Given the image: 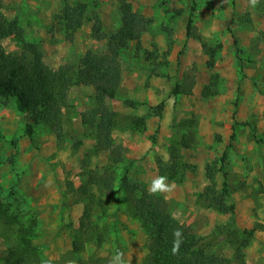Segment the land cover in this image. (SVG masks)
<instances>
[{
	"label": "rangeland",
	"instance_id": "rangeland-1",
	"mask_svg": "<svg viewBox=\"0 0 264 264\" xmlns=\"http://www.w3.org/2000/svg\"><path fill=\"white\" fill-rule=\"evenodd\" d=\"M1 1L4 15L19 19L24 39L31 44L24 49V42L7 33L3 38L7 52L25 51L27 58L39 56L51 70L71 64L76 71L63 109L61 138L43 122L34 124L29 135L32 114L20 111L13 99L0 100V190L21 220L35 221L33 240L44 256L56 264H93L94 259L110 264L120 252L125 264H142L148 237L126 201L121 177L127 173L149 192L151 182L161 177L159 162L169 159L170 143H180L185 136L189 145L182 147L181 156L192 167L180 181L167 179L171 190L160 195L169 211L200 236L214 241L223 235L212 248L228 256L232 250L224 235L233 238L235 232L230 231L236 226L257 227L245 250L246 264H264V0L254 7L250 0H131L135 10L152 20L139 43L132 40L121 49L122 83L106 106L130 116L141 115L149 104L161 101L165 109L162 117L151 116L145 128L114 132V140L125 147L124 160L117 163L106 152H93L95 136L81 121V113L94 102V88L83 80L79 63L88 50L107 48L105 38L93 35L96 17L106 34L121 27L119 1ZM78 3L86 5L85 19L70 39L59 14L65 5ZM190 16L196 35L188 37ZM204 42L221 45L213 64ZM186 74L195 79L192 92L173 94L174 85ZM211 80L217 92L206 97L202 91ZM72 136L82 140L79 147ZM224 152L234 215L211 209L198 196L208 184L207 163ZM84 168L107 171L115 181L108 190L94 186L105 199L106 213L95 207L90 237L84 249L70 258L73 234L84 210L72 187L84 182ZM224 178L218 175L220 185ZM14 237L0 224V264H7L4 257Z\"/></svg>",
	"mask_w": 264,
	"mask_h": 264
},
{
	"label": "trees",
	"instance_id": "trees-1",
	"mask_svg": "<svg viewBox=\"0 0 264 264\" xmlns=\"http://www.w3.org/2000/svg\"><path fill=\"white\" fill-rule=\"evenodd\" d=\"M122 25L116 31L106 34L103 31L102 21L96 17L92 30L94 37L107 40V48L103 52L92 49L81 58L79 73L86 84L94 88V102L90 108L81 113V121L91 129L95 136L93 146L94 153L106 152L109 159L115 163L123 161L125 147L114 140V132L122 128L137 130L145 128L147 120L151 116L162 117L165 102L149 104L145 113L137 116L122 115L118 111H110L107 100L114 98L121 86L123 67L121 61V49L129 46V42L137 40L140 42L142 33L147 29L151 18L145 16L132 6L131 0H118ZM86 5L67 4L62 9L59 17L65 21L67 37L72 39L84 23ZM7 33L15 34L18 41L23 44L24 49L31 48L23 36V27L18 18L9 20L2 11L0 0V100L10 101L13 99L17 108L23 112L32 114V122L28 123V134L33 133V125L43 122L48 124L58 135L63 136L64 115L63 109L68 104L69 90L76 73L73 65L62 64L55 70L46 67L39 56L27 58L24 53H9L3 46V38ZM188 37L194 36L195 28L193 16L189 17L187 23ZM237 53L241 50L234 40ZM217 46H208L206 42L203 47L210 56V64L214 63ZM241 67L242 59L239 61ZM168 76V75H165ZM217 74L212 77L217 78ZM195 79L186 74L182 82H177L172 93L190 94ZM215 81L211 80L205 84L203 95L210 96L217 92L213 89ZM75 147L81 145L82 140L72 136ZM183 136L180 143H170L169 159L159 162L160 176L169 180L180 181L186 170L192 165L182 160L181 149L189 143L185 142ZM183 144V145H182ZM227 152L220 157L207 163L206 177L208 184L199 193V198L208 207L218 212L234 215L236 205L232 197V190L227 181ZM127 172V169L125 170ZM225 178L218 183V175ZM84 182L78 187H72L77 195V201L84 203L79 228L74 232L70 258L78 255L85 247L90 237V228L95 223L92 214L96 206L106 213L105 199L98 195L94 186L101 190L113 187L115 177L105 171L98 173L92 169H83ZM120 186L125 191V198L131 211L142 225L148 237V253L142 264H246V249L255 236L257 227L241 229L233 227L230 233L235 232L234 237L225 236L226 243L231 247L230 256L213 250L212 245L219 241L211 240L207 236L198 235L191 225L183 224L176 219L168 209V205L160 194L146 192L144 186L137 180L130 179L127 173L121 177ZM76 188V189H75ZM140 190V193H138ZM100 217V215H99ZM234 222V219H232ZM0 224L6 227L11 237L14 235L13 243L8 247L4 259L7 264H56V261L44 256L40 247L34 243L35 221L24 222L12 209L10 203L6 202L0 190ZM179 229L182 232L183 242L180 244L177 254H173V232ZM93 260V259H92ZM97 259H94L93 264Z\"/></svg>",
	"mask_w": 264,
	"mask_h": 264
},
{
	"label": "clouds",
	"instance_id": "clouds-1",
	"mask_svg": "<svg viewBox=\"0 0 264 264\" xmlns=\"http://www.w3.org/2000/svg\"><path fill=\"white\" fill-rule=\"evenodd\" d=\"M252 6L254 7L258 0H250ZM167 177L161 176L154 179L149 187V192L151 194H163L165 192L170 191L169 185L166 183ZM173 247L172 252L173 254H177L179 251L180 244L183 242L182 232L179 229L174 230L173 232ZM123 254L120 252H117V254L113 257L112 261H110V264H125V262L121 259V256Z\"/></svg>",
	"mask_w": 264,
	"mask_h": 264
}]
</instances>
